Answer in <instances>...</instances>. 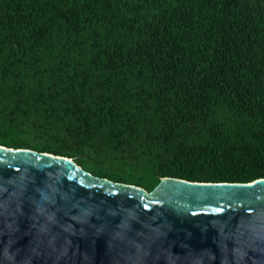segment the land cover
<instances>
[{"label":"trees","instance_id":"1","mask_svg":"<svg viewBox=\"0 0 264 264\" xmlns=\"http://www.w3.org/2000/svg\"><path fill=\"white\" fill-rule=\"evenodd\" d=\"M0 146L160 178H264V0H0Z\"/></svg>","mask_w":264,"mask_h":264},{"label":"water","instance_id":"2","mask_svg":"<svg viewBox=\"0 0 264 264\" xmlns=\"http://www.w3.org/2000/svg\"><path fill=\"white\" fill-rule=\"evenodd\" d=\"M0 264H264V178L146 192L0 146Z\"/></svg>","mask_w":264,"mask_h":264}]
</instances>
